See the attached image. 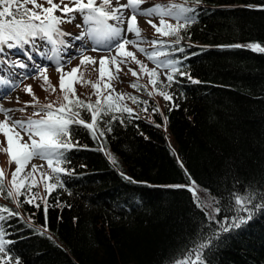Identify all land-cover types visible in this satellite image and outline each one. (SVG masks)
Returning a JSON list of instances; mask_svg holds the SVG:
<instances>
[{
    "label": "trees",
    "instance_id": "1",
    "mask_svg": "<svg viewBox=\"0 0 264 264\" xmlns=\"http://www.w3.org/2000/svg\"><path fill=\"white\" fill-rule=\"evenodd\" d=\"M188 6L195 22L174 45L184 51L168 56L187 76L163 86L166 105L148 97L150 117L101 123L112 130L97 140L73 126V141L86 147L67 153L72 174L32 203L5 198L12 190L3 176L0 205L19 213L5 225L7 247L20 264H170L193 246L203 213L191 192L166 186L195 181L197 193L217 198L233 186L264 187V53L247 47L264 46V0ZM82 118L90 122L86 111ZM215 264H264V215L226 241Z\"/></svg>",
    "mask_w": 264,
    "mask_h": 264
},
{
    "label": "snow or ice",
    "instance_id": "2",
    "mask_svg": "<svg viewBox=\"0 0 264 264\" xmlns=\"http://www.w3.org/2000/svg\"><path fill=\"white\" fill-rule=\"evenodd\" d=\"M199 2L200 0H184L182 4L169 3L143 9L141 5L144 0H126L124 3L121 0H99V2L98 0H68V3H65V0H60L59 3H55L54 0H43V2H38V0H0V53H3L6 49H16L25 51L28 58L32 59L31 49H36L40 53L47 47L53 55L46 58L54 60L62 47L66 49L72 46L70 41L64 39L66 36L71 37L72 34L65 32L60 25L71 23L74 19L71 14L79 13L83 23L87 25L86 34L93 39L94 43H105L107 45L108 55L102 56L98 61L100 77H104L106 64L115 65L116 71L119 72L121 71L119 65L126 64L128 58H131V61L139 65L140 73L148 75L153 91L163 96L167 101L171 99V96L163 91L162 87L157 86L159 79L157 69L166 70L167 87H170L174 82L175 74L179 73L181 76H187V73L181 72L180 60H160L158 57H166L173 55L175 52L184 51L183 48H175L174 45L180 43L182 38L180 31L195 22L196 17L192 14L196 12V9L188 6L189 3ZM29 5L32 7L30 8ZM126 11L130 12V15L126 16ZM56 12H60L61 15H56ZM138 16L148 17L147 23L155 29L160 37L170 36L175 37V39L172 41L164 39L144 40L138 25ZM152 17L159 19V26L153 23ZM166 18L175 20L176 23H168ZM124 25H126V28ZM77 27H80V25H77ZM128 34L134 35L136 39L127 38ZM74 39L80 40L82 36H76ZM142 43H150L154 50L151 52L146 51L143 47H140ZM129 45L144 54L155 67L148 69L145 64L136 59L134 52L126 50V46ZM247 47L252 51L264 53V46L260 44L253 43L247 45ZM91 50L97 51L98 49L94 47ZM118 57L123 58L118 59ZM71 58H69V62ZM86 61L93 66L97 64L96 59L81 53V65ZM13 66L26 68L28 65L19 63ZM63 67V64L58 63L56 65L57 72L61 74V90L65 91V75L73 76L78 68L72 69L70 73H64ZM34 68L35 75L32 78L43 77L44 83L49 84L51 90L55 92V87L50 85L49 78L46 75L47 66L34 65ZM128 71L133 76L139 77L140 75L132 68H129ZM188 78L191 79V77ZM4 83L11 88L18 86L14 82L5 81ZM159 83L163 85L162 81ZM192 83H199V81L193 80ZM130 86L137 91L143 87L149 97L153 95L152 91L147 90L146 85L141 86L134 83ZM93 88L96 89L97 85L93 84ZM43 90L47 91L48 89ZM25 91L32 96L34 103H26L24 108L16 110L5 109L0 106V114L5 117L3 121H0V133L3 134L7 142V149L0 147V152L6 151L9 164L14 162L17 166L11 180L14 191H8L5 198H12L17 206H20L21 201L14 198V193L15 197L25 195L26 200L24 202L26 203H32L39 198V194L35 192L28 198V192L36 183L35 179L33 178L32 183L29 185H25L24 181L40 171L44 167L43 165L33 164L31 171L26 176L17 179L33 159L39 158L46 161L51 169L52 175L47 172H40L41 177L44 178L46 192L50 194V189H55L57 186L63 187L61 174H72V170L63 167L64 164L69 162L67 153L74 148L86 147L79 145L78 141H73V126H82L88 130L93 140H97L99 137L105 136V131L111 132L112 130L110 126L106 129L101 128V123L110 125L117 119L123 123V114L126 113L129 119L135 115L133 109L122 103V101L129 99L137 105L147 104V101H141L136 96L122 93L116 94L115 97L109 93L102 98L98 91L94 92V95L97 96L94 103L90 102L91 98H89V102H86L80 100L75 95V90L69 87L67 92H71L72 98L66 92L63 97L66 103H62L59 108H56L51 103L39 105L38 98L32 92L30 85L26 87ZM6 94L0 93V96ZM28 107L37 109L33 112V116L41 118H30L27 121L12 118L11 113L14 111L24 112ZM142 110L147 111V108L145 107ZM84 111L90 114V122L82 118V112ZM154 111H159V109H154ZM115 113L120 115L117 116ZM106 116L111 117L107 122L103 120ZM100 150H103V148ZM109 159L113 163L116 162L110 154ZM181 167H183V164H181ZM53 179L57 183H49ZM124 179L137 183L131 177L124 176ZM189 179L191 180L190 176ZM239 183V181H236V184ZM166 187L185 188L191 192L193 203L203 213V217L199 218V232L196 233L197 238L193 242V246L173 259L170 264H215V258L225 242L231 240L234 234L238 235L239 231L257 215H264V187L241 186L236 188L233 186L226 197H210L205 201H202L197 195L198 186L195 181H192L191 185H170ZM22 188H27V191L22 192ZM0 195H4L2 169H0ZM222 200H224L223 207L220 206ZM36 206L39 207L38 204ZM47 207V200H45V213H47ZM13 216L18 217L19 213L0 205V264H20L18 257L13 258L10 256L7 247L12 241L6 239L8 233L5 225Z\"/></svg>",
    "mask_w": 264,
    "mask_h": 264
},
{
    "label": "rangeland",
    "instance_id": "3",
    "mask_svg": "<svg viewBox=\"0 0 264 264\" xmlns=\"http://www.w3.org/2000/svg\"><path fill=\"white\" fill-rule=\"evenodd\" d=\"M126 1V0H124ZM38 2H43V0H38ZM55 3H59L60 0H54ZM99 2V0H98ZM65 3H68V0H65ZM169 3H178L176 0H144V3L141 5L143 9H147L150 6L154 5H167ZM47 7V5L45 4ZM31 8L32 6L29 5ZM56 15H61L60 12H56ZM74 16V19L71 23H63L60 27L67 33H71V37L66 36L64 39L66 41H70L71 47L68 48H61L59 52L56 54V58L54 60H50L46 57H50L53 53L50 51L49 48L45 47L42 52L38 53L36 49H31V56L32 59L28 58V55L25 51H18L16 49L12 50H5L3 53H0V68H2V72L0 73V93H7L6 95L0 96V106L5 109H21L24 108L25 104H32L34 103L33 98L29 95L25 89L27 86H31L32 92L38 98L39 105H46V104H53L54 107L59 108L62 103H66L63 100L64 95L67 92V89L71 87L75 90V95L79 97L82 101H95L97 96L94 95V92L98 91L102 98L103 96H107L109 93L116 96L118 93L136 96L141 101H147V104H134L131 100L125 99L122 103L127 104L128 107L132 108L134 112L142 113L147 115L148 117L151 116V110L149 109V105L151 104L148 100V95L144 92V88L141 87L139 91L133 89L130 85L131 84H139L141 86L146 85L149 91L153 92L154 98H157L158 102L162 105H166V100L163 96L157 94L153 91V86L149 83L148 75L144 73H140L139 65L135 62L131 61V58H128V62L126 64H120L119 67L121 71H116V66L111 64L105 65V74L104 77H100L99 73V59L102 56L108 55L106 51L107 45L105 43L100 44H88L85 45L89 38L85 35V31L87 29V25H85L82 21V18L79 13L71 14ZM125 15H130V12L125 13ZM149 18L146 16H138V25L141 30L142 38L146 41L151 40H159V39H167L166 37H160L158 33L155 32V29L151 27L147 20ZM167 19L168 23L175 24V20ZM153 23L159 26V19L156 17H152ZM80 25V27H77ZM126 28V25H124ZM82 36V39L76 40L74 37ZM129 39H136L134 35L128 34ZM90 43V42H89ZM97 48V51H92V48ZM140 47H143L146 51L151 52L153 51V47L150 43H142ZM127 51L134 52L136 55V59L141 61L143 64L147 66L148 69H152L155 65L149 61L144 54L137 51L135 47L131 45L126 46ZM81 53L86 56L93 57L94 59L97 58V64L93 66L92 64L88 63L87 61L81 65ZM114 54V53H113ZM70 59L69 62V58ZM25 58H28L25 60ZM123 57H118V59H122ZM15 59V61H13ZM160 60L169 59L168 56L158 57ZM19 63H25L28 66L26 68H20L18 66ZM63 64V72L70 73L72 69L78 68V71L73 76L65 75L64 84H65V91L61 90L60 87V73L56 70L57 64ZM34 65L40 66H47L46 75L49 78L50 85L55 87V92L51 90L49 84L44 83L43 77L32 78L35 75V68ZM79 66V67H78ZM5 68V69H4ZM129 68H132L136 72L140 73L139 77L133 76L131 72L128 71ZM1 71V70H0ZM165 71L163 69H157L159 73L158 79V87H162L166 85V78H165ZM115 77V78H112ZM14 82L16 87L11 88L10 86L6 85L4 82ZM160 81L163 82V85H160ZM91 82V83H89ZM93 84L97 85V88H93ZM43 89H48L47 91ZM114 90V91H113ZM70 98L71 92H67ZM19 101V102H18ZM147 108V111H143L142 109ZM161 107V108H162ZM37 109L32 107H28L24 112L14 111L11 113L12 118L15 120H24L27 121L28 119H40L39 116H33V112ZM4 115L0 114V121L4 120ZM23 135V133H21ZM27 139V137H25ZM0 147L7 149V142L6 138L0 133ZM35 164L37 166L43 165L44 167L40 169L37 173H34L32 177H28L24 181L25 185H29L32 183V179L34 178L36 183L32 186L31 191L28 192V198L31 197L33 192L38 193L39 197H45L46 194L49 192L45 191V183L44 178L41 177L40 172H47L49 175H52L51 169L47 165L46 161H43L39 158L33 159L25 168L24 172H22L17 179L19 180L21 176H26L28 172L31 171L32 165ZM16 164L13 162L9 164V157L6 151L0 152V169L3 170V176L12 191V174L15 172ZM49 183H53L51 180ZM50 189L49 191H51ZM22 192L27 191V188H22ZM15 194V193H14ZM197 195L200 197L202 201L210 199V197L204 193L203 191H199Z\"/></svg>",
    "mask_w": 264,
    "mask_h": 264
},
{
    "label": "bare ground",
    "instance_id": "4",
    "mask_svg": "<svg viewBox=\"0 0 264 264\" xmlns=\"http://www.w3.org/2000/svg\"><path fill=\"white\" fill-rule=\"evenodd\" d=\"M121 2L124 3V2H126V1L121 0ZM85 35L89 38V41H88L85 45H88V44H97V43H94L93 39L90 38V36L86 34V31H85ZM89 42H90V43H89ZM99 44H100V43H99ZM96 60H97V58H96ZM13 61H15V59H14ZM1 69H2V68H1Z\"/></svg>",
    "mask_w": 264,
    "mask_h": 264
}]
</instances>
